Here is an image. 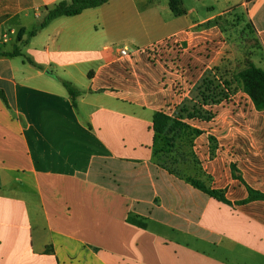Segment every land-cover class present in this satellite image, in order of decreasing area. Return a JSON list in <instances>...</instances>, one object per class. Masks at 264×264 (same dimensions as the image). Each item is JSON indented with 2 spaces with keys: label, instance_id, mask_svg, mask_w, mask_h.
Listing matches in <instances>:
<instances>
[{
  "label": "crops",
  "instance_id": "1",
  "mask_svg": "<svg viewBox=\"0 0 264 264\" xmlns=\"http://www.w3.org/2000/svg\"><path fill=\"white\" fill-rule=\"evenodd\" d=\"M60 1L0 0V53L42 68L0 56V264H264V200L235 205L264 195V110L237 76L247 61L264 69V0H176L178 14L171 0H109L26 42ZM170 36L179 54L119 55ZM47 72L81 92L75 109ZM207 77L226 98L201 105L207 119L179 118ZM157 113L200 132L180 143L181 175L155 162Z\"/></svg>",
  "mask_w": 264,
  "mask_h": 264
},
{
  "label": "trees",
  "instance_id": "2",
  "mask_svg": "<svg viewBox=\"0 0 264 264\" xmlns=\"http://www.w3.org/2000/svg\"><path fill=\"white\" fill-rule=\"evenodd\" d=\"M108 1L109 0L60 1L56 3L52 9L48 11L46 10L39 26L27 33L26 42L33 38L40 30L45 28L51 21L60 17H72L79 15L85 10L100 7ZM253 1L255 0H245L246 3H251ZM175 2L176 0H171L170 7L174 14H178V12L174 11ZM0 56L7 58H21L23 62L42 70V68L31 58L23 55L18 48H14L12 52L8 53L1 52ZM47 74L50 73L47 72ZM237 76L241 83L242 90L251 98L255 108L257 110H264V69L257 68L251 62L247 61L246 68L240 71ZM60 83L69 97L72 108L75 109V101L81 95V92L65 80H61ZM197 90L198 104H195L191 108V112L183 109V113L179 114V118L185 116L187 118L207 119L210 115L201 109V105L216 104L227 96L221 85H219V83L212 77L204 78ZM0 99L5 103V105H7V101L2 90H0ZM153 125L155 132V162L162 168L166 169L169 173L181 175V164L185 152L181 149L180 143L185 142V144H191L192 138L199 135L200 132L189 128L176 118H170L161 113L154 115ZM185 179L193 186V188L207 194L220 203L230 205V202L225 199L222 191L209 189L204 181L196 177L186 176ZM253 200H264V195L248 189L247 200L237 202L235 205H242ZM129 222L138 227L144 226L140 222L133 219H129Z\"/></svg>",
  "mask_w": 264,
  "mask_h": 264
},
{
  "label": "built area",
  "instance_id": "3",
  "mask_svg": "<svg viewBox=\"0 0 264 264\" xmlns=\"http://www.w3.org/2000/svg\"><path fill=\"white\" fill-rule=\"evenodd\" d=\"M172 50L179 54L182 50L181 43L174 37H166L165 39L153 42L145 47L136 48L129 51L127 48H122L119 55L122 58H129L134 54L142 53L151 62L160 61L166 51Z\"/></svg>",
  "mask_w": 264,
  "mask_h": 264
},
{
  "label": "rangeland",
  "instance_id": "4",
  "mask_svg": "<svg viewBox=\"0 0 264 264\" xmlns=\"http://www.w3.org/2000/svg\"><path fill=\"white\" fill-rule=\"evenodd\" d=\"M227 15L232 16L231 21L233 23L234 28L242 32V36H243L244 41L246 42V46L248 50L252 52H258L260 48H259L257 39L253 35V32L250 26L242 19V14L236 13V9L231 8L227 10ZM22 51L25 53L24 48H22ZM13 62L20 65L21 60L19 58H15ZM48 75L54 78L55 80H57L58 85H60L63 88V86L60 83V81L63 79H58L54 73H51Z\"/></svg>",
  "mask_w": 264,
  "mask_h": 264
}]
</instances>
